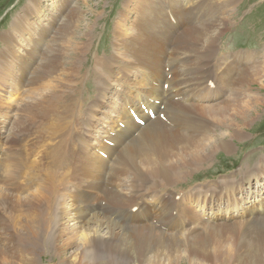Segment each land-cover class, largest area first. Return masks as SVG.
<instances>
[{
    "label": "bare ground",
    "instance_id": "1",
    "mask_svg": "<svg viewBox=\"0 0 264 264\" xmlns=\"http://www.w3.org/2000/svg\"><path fill=\"white\" fill-rule=\"evenodd\" d=\"M129 3L135 5L132 10L136 19L130 29L132 31L128 29L126 35L121 29L122 25L116 30L115 47L119 55L113 54L112 60L113 64L122 68V72L128 73L126 80L131 82L125 94H121L122 97L113 104V108L118 109L114 113L117 116L111 122L110 132L104 135L100 154L95 153L100 146L93 150L89 148L95 137L94 130L91 135L82 133V129L77 130L73 141L78 145L74 142L69 144L61 135L67 128L63 123L77 112H82V105L76 109L75 105H70L73 100L70 95L76 85L82 83L85 78L82 72L91 63L83 61L81 57L84 51L85 58L91 53L94 39L90 29L82 31L81 28L84 21L82 1H76L64 13L61 10L56 18L53 17L54 24H43L37 33L33 31L29 34L31 49L26 55L18 57L16 73L12 74L7 67L1 68L9 76L7 80L12 79L13 83L21 86L29 83L32 86L45 85L51 79L60 77V73L63 76L58 78L57 83L62 86L64 81H72L74 85L72 92L71 89L64 94L55 92L59 100L53 108L54 112H50L52 117L60 113L65 117L54 133L64 144H69L64 149L67 153H63L57 162L58 152L54 156L44 155L47 159L44 165L52 167L43 173L47 183L42 185L45 197L29 201L30 209L36 215L27 222L24 234L18 232L19 244L25 248V255L28 256L25 258L27 264H38L41 260L47 262L41 256V250L46 256H55L53 260L60 264L68 261L71 264H166L167 261L168 264H264V212L262 215L256 212L242 214L239 221L230 219L231 223L227 224L220 222L226 217L217 214L218 219L209 217L198 224L197 229H188L186 235L180 233L183 229L178 224L179 217L181 219L187 214L195 220L184 205L179 209L181 180L196 168L205 164L210 167L212 154L233 151L234 141L243 139L250 125L248 109L244 108L249 104L246 100L235 103V98L240 92L252 89L253 86L249 84V81L253 82L251 74L256 75L264 69V62L257 63L253 58L243 62L241 56L235 59L236 55L232 54L230 57L233 59H229V64L217 68L213 57L219 47L218 37L230 24L222 14L225 7L234 1L210 0L209 4L208 0H130ZM204 59H207L205 66L209 64L212 70L205 72L193 68L199 67L193 65H200ZM104 60L100 58L98 63ZM174 60L182 62L177 65ZM189 67L192 70L188 71ZM130 73L136 75L131 76ZM12 90L18 91L13 87ZM223 90L226 96L219 99ZM97 98L105 102L104 98ZM203 99L206 104L194 103ZM117 102L122 106L116 105ZM254 104L261 108L264 102L255 100ZM41 110L44 115L47 113ZM90 112L91 109L82 112L83 119L88 117L86 123H89ZM104 112L105 108H102L98 114ZM56 124L57 121H53L54 127ZM72 126L76 127L75 124ZM28 134L18 131L13 135L12 132L11 139H26ZM85 151L86 163L82 169L86 179H82L92 191L87 189L89 194L87 190L81 191L82 194L77 192L73 197L69 192V198L73 201L67 209L64 195L55 192L53 198L58 201L59 212L56 209L54 212L57 215H45L47 209L43 208L44 201L51 205V189L65 187L58 184L61 168L67 161L72 163V160H77V156ZM4 153L7 152L0 147L2 184L10 182L17 174L13 170L17 158L23 163L30 154L26 151L22 159L19 154L15 159L10 157L11 153ZM108 155H111L110 163L106 160ZM50 162L52 164L47 165ZM73 167L78 170L75 165ZM54 175L57 178L50 187L47 176ZM68 175L65 173L70 180ZM253 176L256 177L255 168L241 178L251 184ZM256 181L262 183L259 178ZM226 188V185L223 186L214 194L215 197L210 195L209 198L214 201L227 197L216 195L226 191ZM137 189H140L139 193L133 192ZM145 190H162L163 193L146 199L145 204ZM37 192H41V187ZM197 192L183 191V201L186 196L199 195ZM260 199H264V195ZM251 205H246L245 212L264 211L263 200L259 204L253 203V207ZM71 214L77 222L70 228L62 224L61 219ZM59 224L62 225L59 227ZM69 245L76 248L75 257L67 253ZM50 249L54 250L55 255Z\"/></svg>",
    "mask_w": 264,
    "mask_h": 264
},
{
    "label": "rangeland",
    "instance_id": "2",
    "mask_svg": "<svg viewBox=\"0 0 264 264\" xmlns=\"http://www.w3.org/2000/svg\"><path fill=\"white\" fill-rule=\"evenodd\" d=\"M76 1L78 2V0H0V147L1 150L7 152L4 153L5 155L11 153L10 157H14L15 159L18 154L19 158L22 159L26 151L30 153L29 157L25 155L26 159L23 163H20L18 158L17 163L12 160L15 165L13 170L15 174L17 173L16 175L20 172L19 175L12 177L10 182L0 183L1 264H27L25 258L28 256L25 255V248L19 244V233H25L27 222H29L31 217L36 215L31 211L29 201H35L45 197L42 185H47V183L43 177V173L50 171L52 167L44 165V162L47 161L44 155L54 156L58 152L56 162L61 160V156L64 155L63 153H67V150L64 149L67 148L71 142L78 145V142L73 141V137L75 132L81 129L83 130L82 133L90 135L94 130L93 134L95 137L93 141H91L89 148L93 150L97 148V146H100L98 149H95V153L100 154L102 143L105 138L104 135L110 132L111 122L113 123L117 116L114 113L118 112V109H114L113 104L117 98H121L122 95L125 94L131 82V80H126L128 73L122 72V68H120L119 65L113 64L112 60L113 54L119 55V51L118 49L116 50L115 47L116 30L122 25L121 29L124 30L123 34L126 35L127 30L133 28V22L136 19V15L132 10L135 5L129 3L130 0H80V2L82 1L81 6L84 12V21L81 27L82 31L90 29L91 37L94 36V39L91 53L87 54L86 58L83 57L85 51L81 54L83 61L87 60V63H90V61L91 63L88 68L86 70L84 69L82 72V75L85 77L82 83H78L75 88L72 81H64L62 86L60 83H57L58 78L63 76L61 73L59 74L60 77L51 79L50 82L45 85L32 86L29 83L25 86H21L16 82L13 83L12 79L7 80L9 76L3 73L1 68L7 67L11 70L12 74H14V72L16 73V62L18 61V57L26 55L28 50L31 49L29 43L31 33L33 31L37 33L38 28L43 24H54V22H52L53 17L56 18L61 10H63L62 13L66 12L71 5L76 4ZM158 1L159 0H157V2ZM233 1L234 3L225 7L226 9L222 14L227 18L230 24L228 28L224 30V33L218 37L219 47L215 55L213 54L214 60L217 62L216 66L219 68L222 64H229V59H233L230 57L232 54L236 55L234 56L235 59L241 56V61L243 62H246L249 58H253L257 60V63L263 64L264 0ZM208 2L210 4V0H208ZM100 58L101 61L105 59L104 62L98 63V59ZM174 61L177 65L182 62ZM206 61L207 59H204L200 65L193 62L195 63L193 66H199L193 68L204 70L205 72L208 69L212 70L213 67L209 68V64L205 66ZM260 68H262V65ZM190 70L192 69L189 67L188 71ZM260 71L256 73V75L258 74L257 76H259L258 78L254 73L251 74L250 79L253 78L251 80L253 82L249 81V84L251 83V86H253L252 89L249 92H247V90L245 93L239 91L240 94L235 98L237 99L235 103H242L246 100L249 104L244 107L248 109L247 119H249L248 123L250 124H248L249 126L246 129L247 132L245 133V137L234 141L235 148L233 151H220L219 154H217V152L212 154L213 158L209 162L212 163L210 167L205 164L203 165L204 167L201 166L196 168L190 172L191 174L189 173V175H186L185 178L181 180V186H179L182 190L179 189V194L182 196V199L178 200L179 209L184 205L187 210L189 209L188 212L191 213V216H195V220L188 217V214L185 217L182 216L181 219L179 217V228H181V230L183 229L180 233H184V235L187 234L188 229L197 227L198 224H202V222L209 217L218 219L219 216L217 214L226 217L221 219L220 222L227 224L231 223L230 219L239 221L242 214L244 216L256 212V214L262 215V212H264L261 209L253 210V212L250 211V213L244 210L246 205L249 206L252 203L250 207H253V203L259 204L261 200L264 201V199H260L261 196L264 195V104L261 108L254 104L255 100L264 102V69ZM20 72L22 73L23 71L20 70ZM104 73L105 75H103ZM130 75H136V73H130ZM260 77L262 78L260 79ZM107 82H109V84ZM55 85L59 86L56 87ZM12 87L17 89L18 93L13 91ZM73 88L74 92L70 95L73 100L70 105L72 107L75 105V109L82 105V112L84 110L88 112L90 109L91 112L89 114V123L85 121L88 117H85V119L82 118L81 111L77 112L75 116L69 117L67 121L63 123L67 128L62 131L61 135L63 139L65 138L69 142V144L66 145L58 138L57 133H54L55 129L65 117H62V113L52 117L50 112L59 100L55 92L59 91L58 94H64L70 89L72 92ZM229 91L231 92V90ZM224 96H226V92L223 90L222 96L219 99H222ZM97 97L104 98L105 102H100ZM212 97L216 98L215 96ZM230 100L233 99H229V101ZM183 101L184 103L186 102L184 99ZM194 103L206 104L207 102L203 99L194 101ZM116 105L120 104L117 102ZM93 106L97 109L93 108ZM102 108H105V112L98 114ZM41 109L47 111V115L45 114L46 116ZM219 117L220 116H218V118ZM53 121H57L56 127L52 125ZM81 121L82 123H80ZM63 124L60 125V129ZM72 124H75L76 127H73ZM223 129L225 130V127ZM18 131L21 134L24 132L29 134L26 139L24 138L25 140H12V132L14 135ZM99 138L100 140H98ZM95 153L94 155H96ZM114 154L115 152L112 154V157ZM86 155L87 152L85 151L77 156V160H72V163L69 161L66 163L63 162L65 165L60 170L58 184H63L65 187L58 186L51 189V205H48L47 202L44 201L45 205L43 208L47 209L44 212L45 215L49 217H51V215H57L58 213L54 212L56 209L59 212L60 206L58 201L53 198L55 192L64 195V206L67 209L70 207L71 201H73L69 198V192H71L73 197L77 192L80 193L81 191L89 189L87 183L83 180L86 179V174L82 169L86 163ZM97 157H100V155H97ZM110 157L111 155L106 157L109 163ZM50 164H52V162L47 165ZM74 165L78 170L74 169ZM253 168H255L256 177L253 176L254 179L251 181V184L249 181H247L248 183L242 181L244 178L241 177H244L245 173L250 172ZM65 173L67 175L69 174L68 177L70 180L66 178ZM47 177L50 178L49 186L51 187L53 185L52 182L57 177H55V175ZM257 178L261 179L262 183L257 182ZM126 184H128V182H126ZM126 184L124 186H126ZM225 185L227 187L226 191H220L216 195L219 196V194H223L227 197L221 200L216 198L214 201L209 198L210 195L214 196V194ZM124 186L123 189L125 188ZM40 187L41 192L38 193L37 190L40 189ZM256 188L258 190H256ZM89 190L92 191L91 189ZM139 190L140 189L136 191L133 190V192L139 193ZM187 190L188 193L199 191L197 193H200V197L196 198L199 195L193 197L186 196L183 201V191ZM87 192L89 194L88 190ZM162 193V190H145V204H147L146 199L154 198L155 195ZM124 194H126V192H124ZM46 196V198H48V195ZM256 198L259 199L253 202ZM101 200L104 201V199ZM50 209L52 210L49 214ZM71 216L72 214L61 219L62 224L71 228L76 221L72 219L74 217ZM62 224H59V227ZM13 232L14 238L12 237ZM51 232L52 230L49 234ZM76 242L77 244L79 243V241ZM50 250L52 254L55 255L54 250ZM67 253L75 257V255H77L76 248L69 245L67 247ZM41 256L45 258L44 260L47 262L41 260V263L39 262L38 264H60L59 262L55 263L56 259L53 260L55 256H46L42 250ZM168 263L169 261H167L166 264ZM182 263L183 262L180 264ZM62 264H71V262L68 261Z\"/></svg>",
    "mask_w": 264,
    "mask_h": 264
}]
</instances>
